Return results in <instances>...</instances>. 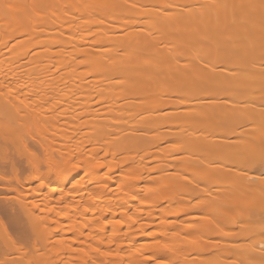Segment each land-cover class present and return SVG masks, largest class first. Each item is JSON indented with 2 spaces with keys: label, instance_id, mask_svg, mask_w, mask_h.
<instances>
[{
  "label": "bare ground",
  "instance_id": "6f19581e",
  "mask_svg": "<svg viewBox=\"0 0 264 264\" xmlns=\"http://www.w3.org/2000/svg\"><path fill=\"white\" fill-rule=\"evenodd\" d=\"M3 1L5 0H2V2ZM6 1L11 4V11H16L18 9L15 6H20L21 8L20 15L16 17L19 18V20H17V28L16 26L11 25L12 22L15 21L12 18V22L9 24L15 28L14 30L17 29V35H13L12 33L14 37L25 36L24 34L27 33L28 34L25 37H28L30 32H32V28H36L38 24L36 22H38V19L42 18L43 22L40 21L42 24L39 22V26L42 25L50 29L52 25V27L54 26L57 28L55 31H58L53 34L56 35V37L52 35L55 37V39L52 38L54 39L53 43L47 41L48 43L50 42L51 45L46 41L44 42V39L41 41L42 39L40 38L36 43L37 46L41 47V42L47 43L50 47L52 46L54 51L45 50L50 54L45 53L46 55L51 56L52 54L50 58H52L55 53L58 58L61 54L65 55L66 53L73 55L74 58L76 56H81L80 58L84 59L78 60L79 64H75L72 57L67 58H69V60L73 59V66L75 68L76 66L78 68V65L82 66V68H87L85 66H88L90 71L91 69L94 70H92L93 72L91 71L92 73L97 72L96 76L104 73L103 76L105 78H103V80H107V83H105L106 85H104L103 82L102 84L106 87L108 86V88L103 89V86H101L102 88L100 87L101 89H99V92L98 89L95 90L99 93L96 96L99 95L98 97H101L99 100L103 99V102L106 101L107 98H113V96H110L112 94L114 95L117 90L116 87L118 86L120 87L121 92L118 91L119 94L116 92L117 99H115L119 101L123 100L124 102L122 101L123 105L120 102L121 105L109 104L110 106L108 105L106 107H104V105L102 107L101 103L98 104L96 102L97 100H95L97 104L93 103V98L95 97H92V95L95 94V91L93 92V87L91 89V84L93 83L90 84L91 86L87 84L89 89L86 87L87 89L85 88L84 90H87V92H83H86L87 95L91 93L89 96L83 94L84 100L89 99L87 100V102L89 101V103H87L88 108H86V104H84L86 101H83L80 97L81 94L80 96L77 95L80 98H73L72 96L71 99L67 98V94L64 93L63 89L60 90L59 87L52 86L55 84V86H57L58 84V86L61 85L64 87L63 83L66 84L67 82L66 80V83L64 80H61L63 83L60 81L61 75L56 76V78L58 77L57 80L50 78L46 79L48 74L50 75L53 73L52 71L54 69L55 72L61 65L66 67L67 64L65 63V60H62L61 63L64 62L63 64L58 62L60 65L58 63H56L57 65L52 64L57 62L53 61L51 64L53 66L55 65L56 68L54 67L52 71H48L49 73H47V70L51 69L49 66L51 64H46L47 66L42 65L43 68L39 70L40 72L38 71L39 73L33 71L30 66L32 56L27 59L28 61L21 64L8 65L7 63L9 62H5L7 66L5 64L4 66L3 61L0 62V264H39V261L42 260L40 258L42 249H44L45 245L51 239L56 237V234H58L55 233L56 231L54 229H51L48 226V222L50 221V223H53V219L47 222V214L49 216H60L63 213L62 210H66V217L64 218H70V220H72V224L74 225L72 226L75 227L74 229L77 228L75 231H78V228L85 230L92 224L88 222L79 223L77 221V216L80 212L79 204H72L71 201L70 205L66 207L62 206L63 203L67 201V195L72 193L73 196L79 195L81 197L80 199L85 201L83 203L90 202L88 196L87 199H85L87 186L83 185V182H77V187L71 186L66 193L63 190L61 196L59 195V198L56 197L57 200L54 199L55 201L52 200L46 203L45 201H47L49 194L43 193L44 195L37 200L40 204L35 203L39 190H41L46 183H51L55 178L58 179L64 175L62 174L64 164L61 163V159H63V163L65 161L71 163L74 158L73 150L76 151L77 155L87 150L84 146H78L76 144L78 142L77 140V142L71 140L72 143L68 140V138L71 137L70 135L75 132L76 128L81 129L84 125L83 128L91 127V125L93 128L100 127V129L106 133V135L102 134L103 132L101 131V135H98L97 133L98 137L94 135L96 137H93L94 141H92V138L91 142L88 143L89 145H92L90 146L92 148L87 151L94 152V150H98L97 152L101 153V149L103 148L106 153L109 151L112 152H109V154L105 153L104 155L106 156H115L118 152L119 156L120 154L122 155L120 157L122 160H119L117 164L120 166L119 163H124L127 167L124 168L125 174H122V180L117 183V187L115 186L116 189L120 190V188L124 187L123 190L126 191L127 189H130V187L132 189L134 187L136 188V191H144L146 193L158 192V194L162 193L161 198H163V194L164 196H169L167 191L171 192V190L173 191V188L176 190L177 187L175 193L180 191L181 196L182 194H185L191 198L199 197V205L194 203L195 207L192 204L196 210L191 209V212L189 210L188 212L192 213L193 211L196 212L198 210L197 212L201 213L200 215L198 214V216H195L197 219L200 218V223L198 221L194 225L197 226L199 223L198 225L201 226L200 230L202 231V234H198L202 237L197 233H195V235H198V237L196 236L197 239H194L193 236L189 235L195 242H197V246L191 239L189 243L192 245V248L189 246L190 244L188 245V249L190 247L191 250L189 249V251H186L187 249H183L184 251L182 250L181 252H191L193 248V250H196L195 248L201 249L197 251L199 255L196 253V255L194 254L196 257L187 260L188 264H264V0H51L53 5H51V3L50 5L48 4V2H50L49 0L46 3L47 7H44L45 5L43 6V4L41 5L43 8L40 7V2L38 0L39 8L37 5L38 3H34V0H32L33 2H30V0ZM2 2L0 0V8L3 9V5L7 2H3V4ZM43 2L45 3V0ZM32 3L34 5H32ZM31 6L37 8H34L36 11L31 8ZM51 7L52 9L49 11L51 12L49 14L51 17L49 16L48 18V14L45 13H48V10H50ZM12 8L16 9L12 10ZM43 10H46V12L44 13ZM34 13L39 14L36 15ZM42 13L45 14H43V17ZM123 13L126 15L135 13V15L132 16L134 19L129 15L132 20L129 19L130 17L128 16L125 18L126 20L124 19V21H126L124 22L123 19H121L123 18L121 16L126 17V15ZM44 16H46V18ZM114 17L117 19H114ZM47 18L49 19L48 22ZM54 18L55 20L52 21L54 23L49 22ZM112 18L119 24L120 21L121 24L122 21L125 24L120 25V27L117 25L112 26V24L108 23L109 19H111L110 21L112 22ZM136 18H144V21H140ZM31 19L34 22L36 21V26L30 25V22H32L30 21ZM75 19L81 21V24L76 23L78 25L75 24L77 28L75 27L76 29H74L73 27V29H70L72 34H65L66 37L64 35V30L66 29L67 32L68 27L65 25L67 28H64V24L66 21V23L69 24V20ZM44 21L45 23L47 22L46 25ZM34 22H32V24H35ZM49 25L50 27H48ZM107 26L109 27L106 28ZM45 27H42L43 29L39 27V29L43 31ZM58 28L62 31H59L60 29ZM36 30L38 31V29H35V31ZM35 31L33 30V32L36 33L35 37H38L37 35H39L41 31ZM77 31H81L78 32V37V34L76 33ZM100 31L106 33L103 35ZM109 32L110 34H108ZM118 32L122 33L118 34ZM116 33L118 35H116ZM10 35H8L9 38L7 39L11 38ZM30 36L34 37V35L31 34ZM42 36L44 37V35ZM93 36H96L97 38L92 40L91 38H93ZM112 36H114L115 39L112 38ZM14 37L11 39L13 40ZM31 38L29 39L32 40ZM20 40H25V43L26 41L28 43L30 42L31 44L29 46H32L30 40H26L25 38ZM18 42L19 40L16 42L14 41L15 45L12 44V46H16ZM5 43L6 45L3 44V46L0 44V55L2 57L6 55L4 53L6 51L8 52L10 47L9 44L7 45V41ZM19 44L22 45V41H20ZM24 46L23 42L22 47ZM25 47H27V45ZM11 49L13 48H10V50ZM44 52L37 51V55L38 53L39 55H43ZM62 55L60 57H62ZM38 60L40 59H37V61ZM77 68H73V71L77 72L76 75L78 76L79 70L76 71ZM83 70H86L89 73L87 69H82V72L81 70L79 72L80 75L84 74ZM91 72L89 75H91ZM59 73L62 74V72ZM54 74H56V72ZM86 75L88 74L85 73L84 76ZM67 77H70L69 74ZM98 77L100 78L102 76L99 75L97 78ZM77 79L80 80V78H75L74 80L77 81ZM96 79L93 80L96 82L102 80L101 78L100 80ZM17 80L22 81L23 84H20ZM35 80L37 81L35 82ZM44 80H51L52 82L46 84ZM67 80L69 81L70 79ZM73 81L72 84H74ZM90 81L91 80H89V82ZM99 82H97V85ZM35 83H37V85H34ZM25 84H27L26 88L29 87L28 84L30 86L32 85V88L38 87L40 84L38 87L39 95L40 91L42 93L40 100L44 97L45 100H48L50 97L48 93L52 92L51 97L53 98L51 99H60L61 102L63 100L68 101L65 108L68 107V104L70 103L71 107H69V109L75 108L73 110L77 111V120H73L72 123L70 121L69 123L71 124L68 125L69 123L66 124V120L68 119L67 117L65 118L64 115L63 118L60 116L62 121L58 119L59 121L56 120V122H54L51 119L54 118L51 113L55 112L53 109L55 108V103L52 104V108L48 103H44L50 100H42L43 102L39 100L40 103H37L36 107H38V105L40 107L41 105L39 111L41 110L42 112L39 113H42V116H40L43 118H41L42 120H40L41 122L39 125H34L32 118H28L24 113L27 112L26 110L29 111L32 109L30 106L31 109L28 108L30 102L26 105L24 103L29 99V95H34L33 93H37L38 91L34 88L33 91L30 88V90H28L32 91V93L29 94L27 91H25L26 93L20 91V93L19 90L23 87L25 88ZM68 84L71 85L70 83H67V85ZM20 85L22 87H20ZM93 85L95 88L96 83ZM77 86H74L76 89L73 87V89H71H75L78 92ZM111 86L114 87V90L116 89L114 93H112L113 90ZM52 87H54L55 91H53L54 89H51L52 91H50V88ZM109 88H111L110 90L112 91L108 92ZM68 89L69 88L66 90L68 91ZM89 90L90 92H88ZM103 91L109 93L106 99L105 95H107V93L105 94ZM71 92H68V97H70ZM92 99L93 102L91 103L90 100ZM17 101L18 103L21 102L24 104L25 107H18ZM41 102L44 105H42ZM45 105H48V107L46 108ZM61 109H64V105ZM83 109L87 110L83 111ZM21 110H23V112ZM100 111L104 112L102 113ZM47 112H51V116H48L47 114L49 113ZM57 112H59V110L56 111V113ZM56 115L58 116V114ZM56 115L54 116L56 117ZM72 119L74 118L72 117ZM74 121L75 123H73ZM77 125L79 127H76ZM80 125L83 126L80 127ZM98 130L96 132H98ZM104 135L105 138L103 137ZM101 136L105 141L103 138H99ZM106 142L108 144L111 143L109 144L110 146L105 144ZM106 145L108 148L113 146L114 148H112L114 150L112 149V151L109 149L107 151L105 147ZM175 152H177V155H180V157L176 158L179 160L178 162H182L184 167L188 165V168L191 169L189 171L190 173H193V171L197 169H194L195 167L201 169L202 172L199 171L202 177L199 175V171L197 172L196 170L200 181L202 180L201 182L199 179H194L193 177H184L181 172V174L170 173L164 168L170 166L172 160L174 161L175 158L173 159V153ZM92 153L90 156L93 155ZM97 156L98 155L96 154V157ZM78 157L82 158V156L80 157L79 155L76 159H78ZM98 159H96V161ZM84 161L87 165L80 161L82 165L84 164V167L76 166L75 168L67 169V177H77L82 168L87 169V167H90L89 165H92L88 164L89 162L86 160ZM167 164L168 166H165ZM99 165L104 167L105 164L99 163L97 169H99ZM136 165L137 169H135ZM179 165L180 164L176 167H179ZM108 166L109 167L107 168L109 170H107L109 172L117 170L116 166L115 168L110 167V164ZM91 167L93 168V165ZM138 167L142 168V170ZM172 167H174V164ZM94 168L96 169V167ZM188 168H186V171H188ZM95 169L93 170L95 171ZM179 169H181V167ZM44 170L46 171L44 172ZM87 170L90 171L89 169ZM93 170H91V172ZM139 170L140 172H138ZM182 170H184V168H182ZM143 171L146 172L145 174H147L148 177L151 173L158 174L146 179L145 177L147 175L145 177H138V175L142 176V173H144ZM255 171H257V173ZM210 174H213L214 178L208 179ZM94 175L97 176L96 173H94L93 176ZM100 177L97 176V179ZM125 177H127V180ZM136 177L141 180L138 178V180H136ZM132 179L134 181H132ZM182 179L184 182L186 181V185H189L187 183H193L195 188H189L187 191V186V188L185 187V193V188L181 187L182 185L186 186L185 184H182ZM80 180L83 181L81 178ZM65 181L66 179L64 182ZM191 184L189 185L190 187L192 186ZM64 186L65 185L63 184V187ZM110 186L112 185L110 184ZM110 186L108 184L101 185V191H99V194L106 195L105 192L113 191V189H115ZM178 188L182 189L179 190ZM190 189L192 191H190ZM89 190L91 191V189ZM189 191L192 195L194 193L196 197L188 195L190 193ZM87 194H89V192H87ZM93 195L101 198L95 193H93ZM116 195H118V192ZM171 195L172 194H170L169 197L174 196ZM142 197L147 198L148 196ZM96 198L94 199L97 201ZM135 200L137 201L136 198ZM139 200L141 199L139 198ZM152 200L151 202H153ZM80 201L77 202L80 203ZM145 201L140 202L146 204ZM158 201H161V199ZM151 202H148L147 200V203ZM171 202L172 201L169 203L172 204ZM155 203L159 204L156 201ZM160 203L162 204V202ZM169 203L168 205L170 206ZM49 204H51V206ZM120 205L121 203H119V205L118 203L117 205L111 204L110 208L107 210L113 211L115 208L120 207ZM159 205H157V207ZM48 206L49 208L46 209ZM89 206L87 205L86 207ZM147 206L149 205L147 204ZM163 207L160 208V210H163L162 212H164H161L163 217L177 216L178 213L171 215L168 211L166 212L169 214L164 215L165 211ZM190 208L191 206L188 207V209ZM86 209H84L85 212ZM180 209L177 210L180 211ZM35 210H40L47 214L45 216L44 214L40 216ZM148 212L149 218L147 220L151 223L146 222L147 225H144V228L140 227V229L142 228L140 230L141 232H145V227L147 226L150 228L154 224H152V222H154L158 216L157 215L156 218L155 216L151 217V214L155 211L153 212L149 209ZM180 213L188 214L186 211H180ZM222 215L227 217V220L224 217L226 223H224L225 221L221 222L223 220ZM221 216L222 220L220 221L219 219ZM81 217L83 218V216ZM147 217L148 216H146V218ZM195 217H189V220L190 218L195 220ZM51 218L53 217L51 216ZM215 218H217V221ZM100 219L102 220L101 216ZM83 221H86V218ZM172 223L171 226L175 222ZM163 225L166 226L165 223ZM174 225L176 226V224ZM214 226L218 228L220 232L223 231L222 233H224V235L220 233L217 234L215 229L213 231ZM161 228H159L160 231L163 230H161ZM190 228L189 230H193V228ZM102 229H104L103 231L106 230L105 228ZM156 229H158V227H156ZM183 229H185V225ZM186 229L188 230L187 227ZM197 229L198 228H196V230ZM116 230V233H118L117 238L124 240L127 234L124 235L125 233H122L120 229ZM180 230H182L181 227ZM169 231L167 230L168 233ZM66 232L65 230L62 231V237L58 244V249L60 250V252L58 250V253L60 254L62 252L61 254H63H60V256L74 255L78 251L76 249L75 252V244L73 243L75 241L77 244V240L73 239V242L71 240L70 243H67L69 239L64 236L66 235ZM163 232L164 230L161 234ZM174 232L176 233L177 231L175 230ZM181 232L184 234V230ZM211 232H215L218 237L220 236L219 239L221 240L217 239V241H210L207 243L208 240L205 242L204 239L206 238L204 237L209 238L210 236L208 237V235L213 234ZM159 233L160 232H158V236L160 237L161 235H159ZM173 233L171 236L175 235V233ZM215 233L213 234L214 237ZM185 234L188 235L189 233L185 232ZM148 235L151 237L150 234ZM154 235H156V233ZM175 236H172L175 237L174 241L171 240L172 237L170 239H161H166V242H163L164 244H167V241H170L169 243L171 244L174 243L178 246H185L186 248V242L188 240L183 238L180 232ZM138 237H140V235L131 237V240L133 241L131 244L134 245L137 243L136 239ZM152 238L155 237L152 236ZM211 243L223 244V246H213L214 244ZM168 244L166 246H169ZM178 250V248L177 250L174 249L173 252L176 255L180 254L178 256H183L179 253L181 249ZM195 252L196 251H194V253ZM87 253L88 252L86 251L85 255L89 256L90 254ZM186 254L190 256V254ZM130 258L132 259L135 257H126V259ZM176 258L173 259L175 260ZM78 260H84L83 256L79 257ZM177 260L180 259L177 258ZM138 261L141 260L138 259ZM138 261L134 262H137L138 264L142 263H139ZM101 262L104 263L103 260ZM174 262L179 261L175 260Z\"/></svg>",
  "mask_w": 264,
  "mask_h": 264
},
{
  "label": "rangeland",
  "instance_id": "374dc122",
  "mask_svg": "<svg viewBox=\"0 0 264 264\" xmlns=\"http://www.w3.org/2000/svg\"><path fill=\"white\" fill-rule=\"evenodd\" d=\"M6 1V0H5ZM5 1H3V2H5ZM39 2H40V7H41V5L43 4V6L44 7H47V2L49 1V0H45V3L43 2V1H41V0H38ZM37 0L35 1L34 0V3L35 2H37L36 4L38 5V8H39V2H38ZM1 2H2V0H1ZM3 2H2V4H3ZM7 2V1H6ZM5 2V3H6ZM30 2H33L32 0H30ZM52 1L50 0V2H48V4L50 5V3H51ZM32 5H34L33 3H32ZM37 5H36V7H37ZM51 5H53L52 3H51ZM11 4H9L8 2L6 3V4H4L3 5V9L2 8H0V11H1V13H0V44H2V46H3V44H5L6 45V41L8 42L7 43V45L9 44V50H10V48H13V49H11L10 51L8 50V52L6 51L4 54H6V55H4L3 57L0 55V62H2L3 61V65L5 64L6 66H7V64L8 65H11V64H21V63H24L25 61H28L27 59H29V57H31L32 58V62H31V64H30V66L32 67L31 69L33 70V71H36L37 73H39L40 71V69H42L43 68V66L42 65H45V66H47L46 64H51L53 61H57V62H55V63H52V64H55V65H57L56 63H60V64H63V63H61L62 62V60L64 61L65 60V63L67 64H65L66 65V67H68V68H66V67H63L62 65V67L60 68H57V70L55 71L56 72V74H54L55 72H54V67L56 68V66L54 65H49L50 67H51V69H49V70H47V73H49L48 71H52V69H54L52 72V74H48V76H47V78L46 79H54V80H57V78H56V76H60V81L62 80H64V82H65V80H66V82L67 83H70L71 85H67V83L66 84H64L62 81V83H63V86L64 87H67V88H69L68 89V91L66 90L67 88H64V87H62L61 85H59L58 86V84H57V86H55V85H52V86H54V87H59L60 88V90L61 89H63L64 90V93L65 94H67V98H75V97H79L80 96V94H81V98H82V100L83 101H86V103H84V104H86V108H88V105H87V103H89V101L87 102V100H89V99H87V100H84L83 98H84V95H87V90H84L86 87L88 88L89 86H91V89H92V87H93V92L95 91V90H97L98 89V92L100 91L99 89H101L102 87L101 86H103V89L104 88H108V86L106 87V86H104V85H106L105 83H107V80H103V78H105L103 75H104V73L101 75V74H99L100 76H102V77H100L102 80H100V78L98 77L97 78V76H99V75H97L96 76V73L94 72V73H92L94 70L93 69H91V71H90V69H88V66H85V67H87V68H82V66H80V65H78L79 67L77 68V66H76V68H77V70L76 71H78L79 70V72H80V70H81V72H82V69H87L88 71H89V73L91 72V75L92 74H95V75H89V73L85 70H83V72H84V74L85 73H87L88 75H86V76H84V74L83 75H80L79 74V72H78V76H80V77H78L77 75H76V73L77 72H74L73 71V68L74 69H76L74 66H73V64H74V61H75V64H77L78 63V60H82V59H84V58H80L81 56H76L75 58L73 57V55H71V54H69V53H63V54H65V55H62V57H60L59 56V58H60V60H59V58H58V56H57V54L55 53V55L52 57V58H50L51 56H52V54H51V56H48V55H46L45 53H47V54H49L48 52H46V51H54V49H53V47L51 46H48V44L49 45H51L50 44V42H52L53 43V40L55 39V37H56V35H53L56 31H58V30H56L55 31V29H57V28H55L54 26L52 27V25H51V27H50V25L48 26V27H50V29H48L47 27H45V26H39L40 24H39V22L40 21H42L43 19L42 18H40V19H38V22H36V23H38L37 24V26H36V23L31 19L30 21H32V22H34L35 24H32V22H30V25L31 26H36V28L35 27H33L32 28V32H30V34L31 35H34V37H32V36H30V34H29V38H31L32 40H30L28 37H25V36H27V34H24L25 36H19V37H14L13 35H17V33H16V30H14L15 28H13V26H11V25H14V26H16V28H17V25H18V21L17 20H19V18H16L17 16H19L20 15V6H15L16 8H18L16 11H11L10 9H11ZM16 8H12V10L13 9H16ZM31 8H35L34 6H31ZM41 8H43V7H41ZM33 9H31V10H33ZM35 9H37V8H35ZM34 9V10H35ZM48 9H49V7H48ZM51 9H52V7L50 8V10H48V13H45L46 12V10L44 11L43 10V12L45 13V14H48V18H49V14L51 13V12H49V11H51ZM36 11V10H35ZM39 13H40V11H39ZM38 13V14H39ZM44 13H42V17H43V14ZM34 14H36V15H38L37 13H34ZM33 14V15H34ZM44 14V15H45ZM124 14V13H123ZM123 14H121V15H123ZM124 15H126V14H124ZM133 16V15H135V13L134 14H127L126 15V17L125 16H121V17H123V18H121V19H123V21H124V19L125 18H127L128 16ZM136 15H139V14H136ZM35 16V15H34ZM34 16H33V18H34ZM129 16V17H130ZM45 18H46V16H44ZM51 17V16H50ZM117 17H119V16H117ZM131 17L129 18V19H131ZM13 20H15V21H13L12 22V19ZM39 18V17H38ZM44 18V19H45ZM47 18V22H48V19ZM53 18V17H52ZM116 17H114V19H115ZM68 19V18H67ZM113 19V18H112ZM112 20V22L110 21L111 19H109L108 20V23L109 24H112V26H118V27H120V25H124L125 23H123V21H122V24H121V21H120V24L119 23H117V21L116 20ZM117 19V18H116ZM118 19H120V18H118ZM132 19H134L133 17H132ZM131 19V20H132ZM136 19H138V20H142V21H144V18H136ZM55 20V18L54 19H51V21H49V22H52V21H54ZM126 20V19H125ZM128 20V19H127ZM77 21V22H76ZM110 21V22H109ZM113 21H116V22H113ZM11 22H12V24H11ZM43 22V21H42ZM46 22V23H47ZM67 22V21H66ZM65 22V24H64V28H67L68 27V31L66 32V29L64 30L65 32H64V35L66 34V35H69V34H72L71 33V30L70 29H73V27H74V29H76L77 27L75 26V24L77 23H79V24H81L80 22L81 21H78V20H69L68 22H69V24H67ZM74 22V23H73ZM118 22H119V20H118ZM124 22H126V21H124ZM41 23V22H40ZM44 23H45V21H44ZM43 23V24H44ZM46 23H45V25H46ZM52 23H54V22H52ZM9 24H11V25H9ZM42 24V23H41ZM76 24V25H77ZM114 24V25H113ZM67 27H66V26ZM108 25V24H107ZM10 26H11V28H10ZM78 26V25H77ZM38 27V28H37ZM39 27H45L46 28V30H45V28H44V30L43 31H41L40 29H39ZM76 27V28H75ZM109 26H107L106 28H108ZM35 29H38V31L40 30L41 31V33H39V35H37L38 37H35V34L36 33H34L33 32V30L35 31ZM43 29V28H42ZM58 29H60V28H58ZM31 30V29H30ZM48 30H50V31H48ZM54 30V31H53ZM78 30V29H77ZM12 31V32H11ZM37 30L35 31V32H38ZM39 31V32H40ZM59 31H62L61 29L59 30ZM103 31V30H102ZM105 31V30H104ZM10 32V33H9ZM28 32H29V30H28ZM48 32V33H47ZM78 32H81V31H77L76 33L78 34L77 35V37L79 36V33ZM101 32V31H100ZM12 33H13V35H12ZM16 33V34H15ZM44 33H47V34H44ZM50 33H52V34H50ZM62 33V32H61ZM104 33H106V32H101V34H103L104 35ZM122 33V32H121ZM120 32H118V34H121ZM11 34V35H10ZM38 34V33H37ZM49 34H50V36H49ZM99 34V33H98ZM108 34H110V32L108 33ZM117 33H116V35H118ZM8 35H10L11 36V38L12 37H14L13 38V40L10 38V39H7V38H9L8 37ZM42 35H44V37L42 36ZM55 36V37H53V36ZM65 35V36H66ZM112 35V34H111ZM102 36V35H101ZM46 37H47V40H46ZM67 37V36H66ZM69 37V36H68ZM109 37H111V36H109ZM28 39V40H30L31 42H32V46H29L31 43L29 42H27L26 41V43H25V40L23 41V40H20V39ZM38 38V39H37ZM40 38L42 39L41 41H43V39H44V42L46 41H50L48 44L47 43H43V42H41V47L39 48L38 46H37V42L40 40ZM51 38V39H50ZM52 38H54V39H52ZM94 38L96 39L97 37L96 36H93V38H91L92 40H94ZM112 38H114V36H112ZM119 38V37H118ZM48 39H50V40H48ZM115 39V38H114ZM113 39V40H114ZM117 39V38H116ZM6 40V41H5ZM17 40H19V42H18V44L20 43V41H22V45H18V44H16V46H12V44H14V41L16 42ZM66 40H68V39H66ZM120 40V39H119ZM3 41V42H2ZM23 42H24V45L26 46L27 45V47H22L23 46ZM39 42V43H40ZM125 42V41H124ZM43 44H47L46 45V47H45V45H43ZM4 45V46H5ZM15 45V44H14ZM36 47H35V46ZM12 46V47H11ZM29 46V47H28ZM48 47V48H47ZM32 48V49H31ZM45 48V49H44ZM47 49V50H46ZM49 49V50H48ZM46 50V51H45ZM37 51H42V53L44 52V54L42 55L41 53V55H39V53H38V55H37ZM34 53H36V54H34ZM51 53V52H50ZM3 55V54H2ZM50 55V54H49ZM44 56V57H43ZM64 56V57H63ZM65 57H66V59H65ZM67 57H72L73 59H74V61H73V59H71V60H69V58H67ZM84 57V56H83ZM31 58H30V60H31ZM35 58V59H34ZM43 58V59H42ZM37 59H40V60H38L37 61ZM51 61H49V60ZM76 59V60H75ZM73 61V62H72ZM7 62H9V63H6ZM33 62H34V64H33ZM68 62V63H67ZM58 63V64H59ZM2 64V63H1ZM26 64V63H25ZM59 64V65H60ZM79 64V63H78ZM4 65V66H5ZM82 65V64H81ZM25 68V67H24ZM23 69V68H22ZM72 69V70H71ZM70 70H71V72H70ZM39 71V72H38ZM58 71V72H57ZM66 71V72H65ZM102 71H104V70H102ZM59 72H62V74H60ZM64 72H65V74H64ZM100 72H101V70H100ZM105 72V71H104ZM51 73V72H50ZM69 74V78L67 77L68 76V74ZM72 73V74H71ZM99 73V72H98ZM106 73L108 74V72L106 71ZM67 74V75H66ZM106 74V75H107ZM66 77H65V76ZM74 75V76H73ZM110 75V74H109ZM64 76V77H63ZM73 76V77H72ZM94 76V77H93ZM108 76V75H107ZM62 77V78H61ZM81 77H82V80H81ZM63 78H65V79H63ZM75 78H80V80L79 79H77V81L76 80H74ZM99 79L100 80V82L99 81H97V82H99L98 83V85H97V82L96 81H94L95 79ZM45 79V80H46ZM67 79H73V80H67ZM88 79V80H87ZM94 79V80H93ZM96 79V80H97ZM44 80V81H45ZM53 80V81H54ZM89 80H91L90 82H89ZM18 82H20V84H23V82L22 81H20V80H17ZM37 80H35V82H36ZM59 81V80H58ZM59 81V82H60ZM72 81H73V83L74 84H76V85H74V84H72ZM80 81H81V83H80ZM88 81V82H87ZM94 81V82H93ZM22 82V83H21ZM46 82V84L48 83V82H52L51 80L50 81H45ZM102 82L104 83V85L102 84ZM109 82V81H108ZM83 83H85L86 84V86H85V84H83ZM91 83H93V84H95L96 83V89L94 88V85L93 84H91ZM19 84V83H18ZM59 84H61V83H59ZM87 84L89 85V86H87ZM91 84V85H90ZM102 84V85H101ZM34 85H37V83H35ZM66 85V86H65ZM72 85H74V86H77L78 88H77V90H78V92L75 90L76 89V87H74V86H72ZM26 86H27V84H25V88L23 87V88H21V90H19V92L21 91L22 93H26L25 91H27V93L29 92V94L30 93H32V91H29L30 90V88H31V90H33V88L35 89V90H37L38 91V87L40 86V84L38 85V87H33L32 88V85L30 86L29 84H28V86L29 87H27L26 88ZM71 86V87H70ZM82 86H83V89H82ZM85 86V87H84ZM113 86V85H112ZM111 86V87H112ZM114 86H116V85H114ZM20 87H22L21 85H20ZM54 87H52V88H50V91H52L53 89H54ZM75 88L74 90H72L73 88ZM101 87V88H100ZM37 88V89H36ZM72 88V89H71ZM86 88V89H87ZM23 89V90H22ZM29 89V90H28ZM52 89V90H51ZM79 89H80V91H79ZM81 89H82V92H81ZM89 89V88H88ZM111 88H109V90H108V92H110V91H112L113 90V92L112 93H114L115 92V90H116V92L118 93V91H120L121 89H120V87H116V89L114 90V87H112V90H110ZM65 90H66V92H65ZM0 91H1V89H0ZM34 91V90H33ZM36 91V92H37ZM53 91H55V89L53 90ZM73 92V95H72V92ZM84 91H86L85 93H83ZM20 92V93H21ZM68 92H71V95H70V97H68L69 96V94H68ZM88 92H90V90L88 91ZM104 92V91H103ZM107 91L106 92H104L105 94L107 93V95H105V99L107 98V96H108V93ZM114 93V95L112 94L111 95V93H110V97H112L113 96V98H107L106 99V101H103L102 102V100H99V98H101V97H98V96H96L97 94H99V93H97L96 91L94 92L95 94H93L92 95V97L93 96H95L93 99H94V102H93V99L92 100H90V102L92 103H95V104H100L101 103V105H102V107H103V105H104V107H106V106H108L109 104H117V105H121L124 101L123 100H116L117 98H116V96H117V93ZM121 92V91H120ZM202 92V91H201ZM38 93V94H37ZM37 93H33L34 95H29V99L27 100V102H25L24 104L26 105V104H29V102H30V104L28 105V108H30V107H32V109L31 110H26L27 112H24L25 113V115L28 117V118H32V122L34 123V125H39V123L41 122L40 120H42L41 118H43V117H41L42 115V113L40 114L39 112H42L41 110L39 111V108L41 109V105H40V107H39V105H38V107H36V104L37 103H40V101H46L45 100V97L43 98V96H42V98L43 99H41L40 100V96L42 95V93H41V91H40V95H39V91L37 92ZM52 92H49L48 94L50 95V99L48 98V100H50V101H48V102H44V103H48L49 105H50V107H52V104L53 103H55L54 105H55V108H53L54 110H55V112H47V113H49V114H47L48 116H51V114H53V117L55 118H51L54 122H56V120H60V121H62V119L60 118V116L63 118V116L65 115V118L67 117V119L68 120H66V124H68L70 121H71V123H72V121L73 120H77L76 118H77V111L75 110H73V109H75V108H70L69 109V107H71V104L69 105L68 104V107H66L65 108V105H67V103H68V101H62L61 102V100L60 99H51V98H53V97H51V94ZM76 95H75V94ZM203 93V92H202ZM84 94V95H83ZM89 94V93H88ZM91 94V93H90ZM89 94V95H90ZM119 94V93H118ZM39 95V96H38ZM48 95V96H49ZM75 95V96H74ZM77 95H79V96H77ZM89 95H87V96H89ZM72 96V97H71ZM37 97V98H36ZM79 97V98H80ZM85 98H87V97H85ZM98 98V99H97ZM116 98V99H115ZM33 99V100H32ZM108 99H109V101H108ZM111 99V100H110ZM114 99V100H113ZM40 100V101H39ZM53 100H55V101H53ZM95 100H97L96 102H95ZM37 101V102H36ZM42 101V102H43ZM53 101V102H52ZM98 101H101V102H98ZM108 101V102H107ZM117 101V102H116ZM123 101V102H122ZM35 102V103H34ZM42 102H41V104H42ZM50 102V103H49ZM59 102V103H58ZM70 102V101H69ZM120 102H121V104H120ZM35 105H34V104ZM61 103V104H60ZM119 103V104H118ZM24 104H22L21 102H19L18 103V101H17V106L18 107H25V105ZM59 104H60V107H59ZM42 105H44V104H42ZM57 105H58V107H57ZM63 105H64V109H61V107L63 108ZM114 105H112V106H114ZM123 105V104H122ZM17 106H16V108H17ZM30 106V107H29ZM110 106V105H109ZM34 107V108H33ZM45 107L47 108L48 107V105H45ZM49 107V108H50ZM56 108H58V109H56ZM68 108V109H67ZM84 108V107H83ZM60 109H61V111H60ZM23 110H25V109H23ZM23 110H21L22 112H23ZM43 110V109H42ZM53 110V111H54ZM59 110V112H57L56 113V111H58ZM63 110V111H62ZM69 110V111H68ZM87 109H83V111H86ZM66 111V112H65ZM68 111V112H67ZM61 112V113H60ZM72 112H74V113H72ZM100 112H104V111H100ZM51 113V114H50ZM44 114V113H43ZM56 114H58V116L56 115ZM74 114H75V117H74ZM41 115V116H40ZM54 115H56V117L54 116ZM102 115V114H101ZM72 117L74 118V119H72ZM26 118V117H25ZM57 118V119H56ZM52 120H50V121H52ZM58 120V121H59ZM52 121V122H53ZM65 121V120H64ZM75 121L73 122V123H75ZM185 122H187V121H185ZM71 123H69L68 125H70ZM83 126V125H82ZM81 125H80V127H82ZM85 126V125H84ZM83 126V127H84ZM87 126V125H86ZM89 126V125H88ZM76 127H79L78 125L76 126ZM75 127V128H76ZM81 128V129H75V132L72 134V135H70L71 137H69L68 138V140L70 141V143H72V141L71 140H73V141H80L79 143L77 142L76 144L78 145V146H84L87 150L88 149H91L92 147H90V146H92V145H89L88 143L89 142H91V140H92V138L93 137H95L94 135H96V137H98L97 136V133H98V135H101V133L103 132V130L102 129H100V127H97V128H93L92 127V125H91V127H85V128ZM98 128H99V130H98ZM98 130V132H96ZM100 131V132H99ZM102 131V132H101ZM100 133V134H99ZM102 134H105L106 135V133L105 132H103ZM105 135L103 136L104 138H105ZM95 137V138H96ZM102 136L101 137H99L100 139L101 138H103ZM73 138V139H72ZM98 138V139H99ZM104 138H103V140H104ZM79 139V140H78ZM110 140V139H109ZM92 141H94V138H93V140ZM105 141V140H104ZM64 142V141H63ZM75 143V142H74ZM167 143V142H166ZM166 143H163V144H166ZM89 146H88V145ZM92 144V143H91ZM105 144H107L108 146H110L109 144H111V143H105ZM105 146L106 147V149H107V151L110 149V150H112L113 148L112 147H110V148H108V146ZM88 148H87V147ZM115 146V145H114ZM104 147V148H105ZM116 147V146H115ZM87 150H85L84 152H82L81 154H79L80 155V157L82 156V158H79L78 157V159H76V157L77 156H79V155H77L76 154V151H74L73 150V155H74V158H73V162H64L63 163V159H61V163L62 164H64V167L62 168V174H64L63 176H61L60 178H55V180H52V182L51 183H46L45 184V186L41 189V190H39V192H38V194H37V196H36V204H40L39 203V201H37V200H39L44 194L43 193H46V194H49V197L47 198V201H45L46 203L49 201H52V200H57V198H59L60 196H61V194H62V192H63V190H64V192L66 193V191H68L69 190V188L71 187V186H74V187H77V185H76V183L77 182H83V185H85V186H87L86 187V198L85 199H87V196H88V200L92 203H90V202H88V203H83V202H85L84 200H82V199H80L81 197L79 196H73V193L72 194H69V195H67V201L66 202H64L63 203V205L62 206H64V207H66V206H68V205H70L71 204V201H72V204H76V205H78V206H80L79 208L81 209H79V214H78V222L80 223V222H88V223H92L87 229H85V230H82V229H80V228H78V231H75L76 229H74L75 227H73L74 225L72 224V220H70V218H64V217H66V210H62V214L59 216V215H56V216H53V215H48L46 212H42V211H38V210H35V212L38 214H40V216H42L43 214H44V216L46 215V217H48V220H47V222L49 221V220H51V219H53L52 221H53V223L51 224L50 223V221L48 222V226L51 228V229H54L56 232L55 233H58V234H56V237H54L53 239H51L46 245H45V247H44V249H42V254H41V256H40V258L42 259H40L41 261H39V264H86V263H88V264H101L102 262V260H103V262L104 263H102V264H133V263H135L134 261H138V259L139 260H141V261H138L139 263L140 262H142L141 264H158L159 262H162L163 264H168L170 261V263L172 264H188L187 263V260H190V258H193V257H196L195 255H196V253H197V251L198 250H200V249H198V248H195L196 250H193L192 249V253L191 252H186V251H189V249L191 250V248H192V245L189 243V241H191V239L193 240V243L195 242L194 241V239L196 238V236L198 237V235L202 232L200 229V227L201 226H199L198 224L200 223V218L199 219H197L195 216H198V214L200 215L201 213L200 212H195V211H193V210H196V209H194V206H195V204L194 203H197L198 205H199V197H196L195 195H194V193H193V195H192V193L190 192V191H192L191 189H190V193L188 194V195H191V196H193V197H196V198H191L190 196H187V195H185V194H182V196H181V194H180V191L179 192H177V193H175L176 191H177V187H176V190L173 188V191L171 190V192L170 191H167L168 193L167 194H169V196H170V194H172V195H174V196H172V197H169L168 195H165L164 196V194L162 195L163 196V198H161V194L162 193H159L158 194V192H153V193H146V192H144V191H136L135 189L136 188H134L133 187V189L130 187V189H127L126 191L125 190H123V188H120V190H123V191H120V190H118V189H116V187H117V183H119V181H121L122 180V174H125V172H124V168L125 167H127V166H125L124 165V163H119V165L120 166H118V162H119V160H122V158H120L122 155L120 154V156L118 155L119 154V152L117 153V154H115V156H113V155H104L106 152L103 150V148L101 149V153L99 152H97L96 150H94V152L93 151H87ZM114 150V149H113ZM112 150V151H113ZM116 150V149H115ZM104 153H103V152ZM93 152V153H92ZM97 152V153H96ZM109 152H111V151H109ZM109 152H107L108 154H109ZM116 152V151H115ZM93 154V155H91L90 156V154ZM106 153V154H107ZM112 153V152H111ZM176 153V154H175ZM175 153H173L174 154V156H173V159H174V161L172 160V162H170V166H168V164L167 165H165V166H168V167H164V168H166V170H168L170 173H182V176H184V177H186V176H188V177H190V178H194V179H199V175H200V171H201V169H199V167H195L194 169H196L197 170V172L199 173V175H198V173L196 172V170H194L193 171V173H190L189 171L191 170V169H189L188 168V165H186V164H188V163H186L185 165L187 166H185L186 168H188L187 170L188 171H186V168L183 166V164H182V162H178L179 160H177L176 158H178V157H180V155L178 154L177 155V152H175ZM83 154V155H82ZM95 154V155H94ZM96 154L98 155L97 157H96ZM63 155V154H62ZM100 155V156H99ZM101 155H103V156H106V157H103V156H101ZM117 155V156H116ZM187 155V154H186ZM64 156H67V155H64ZM76 156V157H75ZM94 156H95V159H94ZM152 156H154V155H152ZM98 157H99V159H98ZM113 157V158H112ZM101 158V159H100ZM114 158H115V160H114ZM96 159H98L97 161H96ZM103 159H105V160H103ZM110 159V160H109ZM112 159H113V161H112ZM77 160H80L81 162H83L84 164L86 163L84 160H86L87 162H89L88 164H92L93 165V168L91 167L92 165H89L90 167H87V169H89L90 171H88L86 168H82V167H80V168H82L80 171H79V175H77V177H75V176H68L67 177V174H68V170H69V168H75L76 166L78 167V166H83L84 167V164L82 165V163L80 162V161H77ZM92 160H93V162H92ZM112 161V162H111ZM116 161V162H115ZM80 163V165H79V163ZM105 164L104 165V167H101L100 165L98 166V168L99 169H97V165L99 164V163H101V164H103V163ZM108 164H107V163ZM122 162V161H121ZM174 162H176V163H174ZM60 163V164H61ZM66 163V164H65ZM98 163V164H97ZM97 164V165H96ZM111 165L110 167H113V168H115V166L117 167L116 169L117 170H115V171H113V172H109L108 170V168L107 167H109L108 165ZM113 164V165H112ZM139 164V163H138ZM137 164V165H138ZM174 164V167H172V165ZM178 164H180L179 165V167H176V166H178ZM182 164V165H181ZM85 165H87V164H85ZM107 165V166H106ZM137 165H136V168L135 169H137ZM154 165H155V163H154ZM135 166V165H134ZM139 166V165H138ZM94 167H96V169L94 168ZM120 167V168H119ZM181 167V169H179ZM138 168H140V167H138ZM169 168V169H168ZM172 170H171V169ZM177 170H176V169ZM182 168H184V170H182ZM68 169V170H67ZM93 169H95V171L93 170ZM108 169V170H107ZM141 170H142V168H140ZM91 170H93L92 172H91ZM180 170V171H179ZM46 170H44V172H45ZM108 171V172H107ZM120 171V172H119ZM173 171H175V172H173ZM185 172V174H184V172ZM91 172V173H90ZM119 172V173H118ZM122 172H124V173H122ZM138 172H140V170L138 171ZM144 172V171H143ZM202 172V171H201ZM256 173H257V171H255ZM94 173H96L97 174V176L98 177H100V176H102V177H100L99 179H97V176L96 175H94L93 176V174ZM113 173V174H112ZM146 172H144V173H142V176L141 175H138V177L140 176V177H145L147 174H145ZM180 173V174H181ZM112 174V175H111ZM115 174H116V176H115ZM156 174V173H155ZM155 174H153V173H151L150 175H149V177H148V175L145 177V179L146 178H150V177H152V176H156ZM202 174V173H201ZM111 175V176H110ZM264 175V174H263ZM92 176H93V178H92ZM201 176V175H200ZM72 177H74V178H72ZM111 177V178H110ZM114 177V178H113ZM138 177H136L135 179L136 180H138V179H140V178H138ZM202 177V176H201ZM200 177V178H201ZM80 178L81 179H83V181L82 180H80ZM101 178H103V179H101ZM109 178V179H108ZM113 178V179H112ZM118 178H119V180H118ZM138 178V179H137ZM205 178V177H204ZM211 178H214V175L213 174H210V177H208V179H211ZM66 179V181L64 182V180ZM111 179H112V181H111ZM125 179L127 180V177H125ZM134 179V178H133ZM132 179V181H134ZM115 182H114V181ZM129 180V179H128ZM141 180V179H140ZM139 180V181H140ZM143 180V179H142ZM183 180V179H182ZM118 181V182H117ZM199 181H200V179H199ZM202 181V180H201ZM200 181V182H201ZM114 183V184H116V185H114V184H112V183ZM129 182L131 183V181L129 180ZM86 183H89V184H86ZM186 183V181L184 182V180L182 181V184H185ZM199 183V182H198ZM63 184L65 185L64 187H63ZM78 184V183H77ZM105 184H108L109 186H110V184L112 185V186H110V187H113V188H115V189H113V191H107V192H105V194L106 195H100L99 194V191H101L100 189V187H101V185H105ZM187 184H191V183H187ZM90 185H91V187H90ZM100 185V186H99ZM114 185V186H113ZM119 185V184H118ZM186 185V184H185ZM189 185H186V186H184V185H182L181 187L183 188H187V186H188V188H187V191H188V189L189 188H195L194 187V185H193V183L191 184L192 186L190 187ZM96 186V187H95ZM99 186V187H98ZM116 186V187H115ZM132 186V185H131ZM98 187V188H97ZM128 187V188H129ZM63 188V189H62ZM96 190H95V189ZM182 188H180V189H182ZM186 188H185V193H186ZM192 188V189H193ZM62 189V190H61ZM89 189H91V191L89 190ZM93 189V190H92ZM179 189V188H178ZM179 189V190H180ZM55 190V191H54ZM61 192H60V191ZM85 190V189H84ZM130 190V191H129ZM135 190V191H134ZM198 190H200V189H198ZM48 191V192H47ZM120 191V192H119ZM194 191V190H193ZM87 192H89V194H87ZM115 192V193H114ZM118 192V195H116V193ZM126 192H127V194H126ZM200 192V191H199ZM93 193H95V194H97L98 196H100L101 198H99V197H97L96 195V197L93 195ZM131 193V194H130ZM133 193V194H132ZM135 193V194H134ZM137 193V194H136ZM143 193H145V194H143ZM164 193V192H163ZM4 194H7V193H4ZM166 194V193H165ZM177 194V195H176ZM196 194V193H195ZM60 195V196H59ZM75 195V194H74ZM138 195V196H137ZM142 196H148L147 198L145 197H142ZM155 196H156V198H155ZM158 196V197H157ZM185 196V197H184ZM57 197V198H56ZM90 197V198H89ZM138 197V198H137ZM164 197H165V201H164ZM167 197V198H166ZM73 198H74V200H73ZM94 198H96L97 199V201L94 199ZM135 198L137 199V201L135 200ZM139 198L141 199V200H139ZM146 200H144V199ZM153 200H152V199ZM157 198H160L161 199V201H158V200H160V199H157ZM169 198V199H168ZM185 198H187V199H185ZM100 199H101V201H100ZM143 199V200H142ZM156 199V200H155ZM178 200V202H177V200ZM181 199V200H180ZM54 200V201H55ZM76 200V201H75ZM81 200V201H80ZM135 200V201H134ZM147 200H148V202H151V200L154 202H151V203H147ZM163 200V201H162ZM169 200V201H168ZM176 200V201H175ZM183 200V201H182ZM186 200V201H185ZM194 200V201H193ZM77 201H80V203L79 202H77ZM138 201H139V205H138ZM140 201H145L146 202V204L144 203H142V202H140ZM155 201L156 202H158L159 204H157V203H155ZM167 201V202H166ZM170 201H172L171 203L172 204H170L169 202ZM160 202H162V204L160 203ZM117 203H118V205H119V203H121V205H120V207H117V208H115V210H107V209H109L110 208V206H111V204H115V205H117ZM128 203V204H127ZM137 203V204H136ZM168 203L170 204V206L168 205ZM174 203V204H173ZM136 204V205H135ZM147 204L149 205V206H147ZM150 204H151V206H150ZM177 204H180V205H177ZM194 206H193V205ZM50 206H51V204H49ZM89 206V207H86V206ZM126 205V206H125ZM157 205H159L158 207H157ZM197 205V206H198ZM164 206V207H163ZM167 206V207H166ZM191 206V208L190 209H188V207H190ZM87 209H86V208ZM157 207V208H156ZM163 207V209H164V211H165V214L164 215H167V214H174V213H178L177 214V216H171V217H167V216H165V217H163V214L162 213H164V212H162L161 210H160V208H162ZM167 209H166V208ZM173 207V208H172ZM187 207V208H186ZM196 207V206H195ZM43 208V207H42ZM49 208V206L48 207H46V209H48ZM182 210H181V209ZM84 209H86V212H85V210ZM141 209V210H140ZM143 209H145V210H147V211H145V210H143ZM149 209L151 210V211H155L154 213H152L151 214V217L152 216H155V218H156V216H157V218L154 220V222H152V226L149 228V226H147V227H145L146 229H145V232H141L140 230L142 229V228H144V225L146 226L147 225V223L146 222H148V223H151L150 221H148L147 219L149 218ZM170 211H169V210ZM177 209H180V211L182 212V211H186L188 214H185V213H180V211L179 210H177ZM191 209H193L192 211V213H190L191 212ZM88 210H90V211H88ZM93 210V211H92ZM157 210H159V211H157ZM188 210L190 211V212H188ZM92 211V212H91ZM104 211V212H103ZM166 211H168L169 213H167ZM173 211V212H172ZM177 211H179V212H177ZM102 212V213H101ZM106 212V213H105ZM162 212V213H161ZM84 213H86V214H84ZM147 213H148V215H147ZM151 213V212H150ZM161 213V214H160ZM140 214V215H139ZM154 214V215H153ZM175 214V215H176ZM181 214V215H180ZM80 215V216H79ZM162 215V216H161ZM179 215V216H178ZM51 216L53 217V218H51ZM81 216H83V218L81 217ZM100 216L102 217V220L100 219ZM140 218H139V217ZM146 216H148L147 218H146ZM195 217L194 219L195 220H193V218H190V220H189V217ZM216 216H220V215H216ZM216 216H214V217H216ZM222 216H223V220H222ZM221 216V218L219 219L221 222H223V221H225V218H226V220H227V217L226 216H224V215H222ZM80 217V218H79ZM86 218V221H83L85 218ZM88 217V218H87ZM142 217V218H141ZM158 217H160V218H158ZM161 217H163V218H161ZM188 217V218H187ZM225 217V218H224ZM138 218V219H137ZM181 218V219H180ZM217 218H219V217H217ZM217 218H215L216 219V221H217ZM183 219V220H182ZM192 219V220H191ZM92 220V221H91ZM164 220V221H163ZM166 220H167V222H169V223H167L166 222ZM212 220H213V218H212ZM228 220H230V219H228ZM135 221V222H134ZM174 223V224H176V226L172 223V222ZM178 221H179V224H178ZM199 221V223L197 224V226H195L194 224H196V222H198ZM142 222V223H141ZM165 223V225L166 226H164L163 224ZM173 224L172 226H171V223ZM192 222H193V225H192ZM87 223V224H88ZM94 223V224H93ZM133 223V224H132ZM163 223V224H162ZM217 223V222H216ZM215 223V224H216ZM224 223H226V221L224 222ZM227 223H228V221H227ZM51 224V225H50ZM74 224H76V223H74ZM128 224H129V226H128ZM132 224V225H131ZM157 224V225H156ZM189 224V225H188ZM73 225V226H72ZM89 225V224H88ZM131 225V226H130ZM164 226V228H163V226ZM169 225V226H168ZM184 225H185V229H183V227H184ZM190 225H192V226H190ZM115 226H117V227H115ZM178 226H179V229H178ZM193 228V230L190 228ZM216 226V225H215ZM214 226V228H213V231H214V229L217 231H215L217 234H223L224 235V233H222L223 231H221L220 232V230L218 229V228H216ZM77 227H78V223H77ZM79 227H80V225H79ZM90 227H92L93 228V230H92V228H90ZM101 227V228H100ZM129 227V228H128ZM140 227H142L141 229H140ZM156 227H158V229H156ZM162 227V228H161ZM176 227H177V229H176ZM180 227L182 228V230H180ZM186 227L188 228V230H189V228L191 229V230H187L186 229ZM73 228V229H72ZM102 228H105L106 230V232L105 231H103L104 229H102ZM131 228H132V230H131ZM134 228V229H133ZM156 230H155V229ZM159 228H161V230L163 229L164 230V232L161 234V232L163 231H160V229ZM174 228H175V230L179 233L180 232V234H181V236L183 237V238H186V240H188L187 242L185 241V239H184V241L186 242V248H185V246H178L177 244H174L172 241H174V238L176 237L175 235H177L178 233L176 232H174L175 230H174ZM196 228H198L197 230H196ZM81 231H80V230ZM100 229H102V230H100ZM116 229H120L121 231H122V233H125L124 235H126L127 234V236H125V239L124 240H120V239H118L117 238V236H118V233H116L117 232V230ZM137 229H139V230H137ZM169 231V233L167 232V230ZM174 230V231H172V230ZM195 229V230H194ZM63 230H65V232H66V235H64L65 236V238H67V239H69L68 240V242L67 243H70L71 242V240H72V242H73V239L75 240H77V244H76V242L74 241L73 243L75 244V252H76V249L78 250L73 256L72 255H64V256H60V254L62 253H58V244H59V242H60V238L62 237V231ZM166 230V231H165ZM180 230V231H179ZM184 230V234H183V232H181V231H183ZM185 230H187V231H185ZM200 230V231H199ZM73 231V232H72ZM75 231V232H74ZM83 231V232H82ZM131 232V233H129V232ZM134 231V232H133ZM154 231V232H153ZM198 231V232H197ZM81 232V233H80ZM127 232V233H126ZM141 232V233H140ZM158 232H160L159 233V235H161L160 237L158 236ZM175 233V235H172V236H175V237H172L171 236V234L172 233ZM185 232L186 233H189L188 235H186L185 234ZM215 232H211V233H215ZM60 233V234H59ZM77 235H76V234ZM152 233H153V235H152ZM156 233V235H154ZM173 233V234H174ZM191 233V234H190ZM195 233H199L198 235L196 234L195 235ZM215 233V237L213 236V234H209L208 235V237L209 238H207V237H204V238H206V239H204L205 240V242H207L208 240V242L207 243H209L210 241H217V239H219L220 238V236L218 237L217 236V234ZM81 234V235H80ZM144 236H143V235ZM146 234H147V236H146ZM148 234H150L151 235V237L148 235ZM166 234V235H165ZM170 234V235H169ZM202 234V233H201ZM137 235H140V237H138L137 239H136V241H137V243H135L134 245L133 244H131V243H133V241L131 240V237H133V236H137ZM165 235V236H164ZM189 235H191V236H193L194 237V239L192 238V237H190ZM195 235V236H194ZM128 236H129V238H128ZM152 236H154L155 238H152ZM156 236H158V237H156ZM167 236V237H166ZM168 236H171V237H168ZM187 236V237H186ZM200 237H202L201 235H199ZM190 237V238H189ZM212 237V238H211ZM161 238H166V239H170L171 238V242L173 243V244H171V243H169L170 241H167V244L169 245V246H166L167 244L165 243H163V242H166V239H161ZM100 239H102V240H100ZM142 239V240H141ZM197 239V238H196ZM216 239V240H215ZM157 240H161V241H157ZM219 240H221V239H219ZM131 241V242H130ZM155 241V242H154ZM154 243V244H153ZM158 243H159V245H158ZM192 243V242H191ZM197 242H195L194 244H196ZM157 244V245H156ZM163 244V245H162ZM190 244V245H189ZM211 244H214L213 246H215V245H219V246H223V244H216V243H211ZM137 245V246H136ZM172 247H171V246ZM178 247H177V246ZM188 245L191 247H189V249H188ZM130 246H132V247H130ZM176 247V248H174V247ZM194 246V245H193ZM196 246H197V244H196ZM209 246H211V245H209ZM199 247H201V246H199ZM207 247H208V245H207ZM160 248H162V249H160ZM177 248L180 250H178L179 251V253H181V255H183V256H178V255H180V254H178V255H176L173 251H174V249L175 250H177ZM204 248V247H203ZM133 249V250H132ZM136 249H138V250H136ZM186 250L185 251V253L184 252H181L182 250ZM136 250V251H135ZM148 250V251H147ZM183 250V251H184ZM86 251L88 252L87 254H90L89 256L88 255H85L86 254ZM138 251V252H137ZM194 251H196L195 253H194ZM59 252H60V250H59ZM133 252H135V253H133ZM177 252V251H176ZM201 252V251H200ZM136 253H138V254H136ZM178 253V252H177ZM184 253V254H183ZM186 253H188V254H190V256L189 255H187ZM81 254V255H80ZM195 254V255H194ZM61 255H63V254H61ZM79 255V256H78ZM197 255H199L198 253H197ZM71 258H70V257ZM81 256H83V259L84 260H86L87 258V260L86 261H84V260H78L79 259V257H81ZM91 256V257H90ZM127 256H133V257H135V258H130V259H126V257ZM172 256H173V258H178V259H180V260H177V258L175 259L176 261H179V262H174L175 260L172 258ZM176 256V257H175ZM189 256V257H188ZM60 257H62V258H60ZM59 258V259H58ZM73 258H74V260H73ZM75 258H76V260H75ZM104 259H106V260H104ZM171 259H173V260H171ZM56 260V261H55ZM91 262H90V261ZM184 260V261H183ZM186 260V261H185ZM88 261V262H87ZM107 261H109V262H107ZM112 262V263H111ZM166 262H168V263H166ZM137 263V262H136ZM135 263V264H136ZM162 263H159V264H162ZM169 263V264H170ZM138 264V263H137Z\"/></svg>",
  "mask_w": 264,
  "mask_h": 264
}]
</instances>
